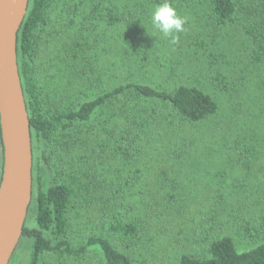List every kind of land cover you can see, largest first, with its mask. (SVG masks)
Wrapping results in <instances>:
<instances>
[{
  "label": "trees",
  "instance_id": "obj_1",
  "mask_svg": "<svg viewBox=\"0 0 264 264\" xmlns=\"http://www.w3.org/2000/svg\"><path fill=\"white\" fill-rule=\"evenodd\" d=\"M162 2L69 0L63 11L76 25L71 58L87 61V55L99 49L101 42L105 45L110 42L102 38L107 30L116 31L120 40H143L148 44L151 40L145 36L149 34L147 29L153 30L151 14ZM169 2L179 15L187 18V23L184 31L177 34L178 43L173 44L183 58L169 66H161L155 58H149L151 63L154 61V68L165 69L164 81L152 83L127 76L126 81L110 87L105 85L103 75H96L87 80L90 97L72 108H54L42 98L33 63L42 28L55 0H29L17 38V62L31 146L33 138L38 137L53 146L56 156L55 184L36 192V225L23 228L22 238L32 241L30 264H39L40 258L49 253L80 262L92 251L100 256L98 264H157L158 259L152 257L153 263L146 255L161 251L157 239L163 236L167 241L172 238L177 244L196 243L204 249L201 255L177 254L170 264H264V240L255 241L257 230L246 219L242 220L239 237L255 243L244 249L237 246L226 229L218 232L203 228V217L194 218L190 227L185 222L181 224L180 213L190 211L195 204L178 199L183 188L177 190L175 177L169 170L175 167L174 159L176 163L183 162L184 156H191L197 149L194 143L175 142L174 128L215 117L219 104L214 94L222 91L231 95L235 91L236 84L230 85L229 81L233 72L239 85L246 84L240 77L245 66L234 64L233 70L227 66V52L236 48L238 40L226 33L236 23L237 14L242 13L246 20L242 39L248 42V60L258 68L264 64V0H183L179 5L173 0ZM132 32L137 36H132ZM223 45L227 48H220ZM115 48L118 55L125 52L123 46ZM141 51L143 54V48ZM144 63L140 60L137 65ZM168 110L173 114H166ZM250 141H255L251 135ZM147 149L160 152V156L165 154L164 164L161 166L159 155L145 160ZM245 155L253 159L254 149H248ZM113 163L117 168L111 167ZM107 165L117 178L102 183L97 176ZM1 173L0 139V176ZM145 179L152 184L144 183ZM87 197L91 198L89 205L79 207ZM95 206L96 215L87 216L90 207ZM81 208L85 215L77 213L76 217L87 218L86 230L91 233L78 243L72 213ZM240 209L236 206L233 213L239 215ZM193 210L201 213L197 208Z\"/></svg>",
  "mask_w": 264,
  "mask_h": 264
},
{
  "label": "rangeland",
  "instance_id": "obj_2",
  "mask_svg": "<svg viewBox=\"0 0 264 264\" xmlns=\"http://www.w3.org/2000/svg\"><path fill=\"white\" fill-rule=\"evenodd\" d=\"M68 1L55 0L47 23L42 28L33 63L34 76L38 80L42 98L54 108H72L90 97L87 80L93 76L103 75L105 85L110 87L111 84L126 81L127 76L133 79L138 78L140 81L159 83L165 79L163 76L165 69H157L162 65L169 66L183 58L178 49L170 44L169 37H164L149 28L147 29L149 34L145 36L151 40L148 44L143 40H135V42L120 40L116 31L111 33L107 30L102 38L111 43L107 40L106 45L101 42L99 49L87 55V61L84 58L72 59L70 55L76 25L64 14L63 8ZM182 1L173 0L175 5H179ZM237 15L236 23L226 33L227 36L230 35V38L238 40L236 48L227 52L229 63L227 66L230 69L234 64L245 66L240 77L246 84L239 85L240 81L233 72L230 74L229 81L230 85L236 84L235 91L231 95L222 91L214 94L219 104V111L215 117L202 123L184 124L174 128L175 142L179 145L194 143V148L197 149H194L191 156H184L183 162L177 160L176 163L174 159L172 166L175 167L169 170L175 177L177 190L183 188L178 194V199L180 197L179 200L183 203L192 202L193 205L195 204L193 209L197 208L201 211L199 213L190 209L186 213H180L181 224L185 222L184 225L190 227L191 224L193 225L194 218L198 220V217H203V228L210 227L218 232L226 229V232L235 239L237 246L244 249L254 245L255 241L264 240V64L258 68L248 60L246 52L248 42L242 39L246 20L242 13ZM150 25L152 26L151 23ZM132 36H137V33L132 32ZM143 44L147 48H144ZM117 45L123 46L125 52L118 55L115 48ZM225 46L220 48L228 47ZM175 51L177 52L172 56ZM149 58H155L161 66L154 68V61L151 63ZM140 60L145 62L143 66L137 65ZM133 66L135 68H132ZM130 67L131 70L127 71ZM166 114L173 113L168 110ZM250 135L255 141H250ZM165 141L167 143L168 139ZM254 145L255 148L252 147ZM248 149L255 151V156L251 160L245 155ZM147 151L145 160L161 154L150 149ZM237 151L240 152L239 155L235 154ZM32 156V198L25 222L27 228H34L36 225V192L39 189L46 190L55 184L53 169L56 156L53 155V146L34 137ZM163 156L165 157V154L159 158L161 166L166 159L162 158ZM47 157H50L51 161L47 162ZM176 158L179 159L177 156ZM244 165L246 167L242 168ZM111 167L117 168L114 163ZM160 171L161 168L158 169V173ZM159 176L162 177L161 174ZM165 176L168 177L169 174ZM98 177L102 183L104 181L109 183L110 179L115 181L117 178L108 165L98 173ZM149 181L145 179L143 182L151 185ZM90 199L87 197L79 207L86 208ZM131 202L133 200L127 203V207ZM236 206L241 208L239 215L233 213ZM83 208L76 209L72 213L76 230L75 241L78 243L84 241L85 236L91 233L86 230L87 218L84 220V218L76 217L77 213L85 215L86 211ZM96 209V206L90 207L87 216L96 215ZM106 213H108L107 210ZM243 219L257 230L255 241L239 237ZM47 237L55 242L52 236L47 235ZM166 239V236L157 239L161 251H158L156 255L148 253L146 255L148 260L154 263L152 258L154 257L158 259L157 264H170L177 254L190 252L201 255L204 252L203 246L199 244L186 241L177 244L172 238L169 241ZM31 250L32 241L26 237L21 238L9 264H30ZM99 259L100 256L96 251H92L85 260L80 262L58 253H49L40 258L39 264H98Z\"/></svg>",
  "mask_w": 264,
  "mask_h": 264
},
{
  "label": "water",
  "instance_id": "obj_3",
  "mask_svg": "<svg viewBox=\"0 0 264 264\" xmlns=\"http://www.w3.org/2000/svg\"><path fill=\"white\" fill-rule=\"evenodd\" d=\"M29 0H0V264L22 238L32 197L29 117L17 62V38Z\"/></svg>",
  "mask_w": 264,
  "mask_h": 264
},
{
  "label": "clouds",
  "instance_id": "obj_4",
  "mask_svg": "<svg viewBox=\"0 0 264 264\" xmlns=\"http://www.w3.org/2000/svg\"><path fill=\"white\" fill-rule=\"evenodd\" d=\"M187 18L178 14L169 0H163L162 3L155 6L151 14V24L153 29L170 38L171 44L178 43V33L184 31V25Z\"/></svg>",
  "mask_w": 264,
  "mask_h": 264
}]
</instances>
